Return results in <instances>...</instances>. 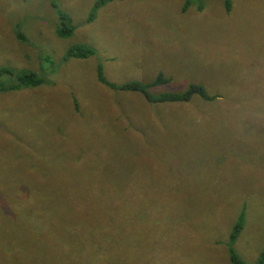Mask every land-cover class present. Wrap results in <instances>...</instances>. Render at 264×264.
<instances>
[{"label":"rangeland","instance_id":"obj_1","mask_svg":"<svg viewBox=\"0 0 264 264\" xmlns=\"http://www.w3.org/2000/svg\"><path fill=\"white\" fill-rule=\"evenodd\" d=\"M57 1L72 36L51 0H0V69L49 80L0 92V253L26 238L2 264H232L231 249L256 262L264 117L245 104L264 112V0H113L89 22L96 0ZM76 43L96 54L65 60ZM99 64L117 85L162 75L153 95L202 84L216 98L151 102L101 83ZM95 149L102 163L68 170Z\"/></svg>","mask_w":264,"mask_h":264},{"label":"trees","instance_id":"obj_2","mask_svg":"<svg viewBox=\"0 0 264 264\" xmlns=\"http://www.w3.org/2000/svg\"><path fill=\"white\" fill-rule=\"evenodd\" d=\"M110 1L113 0H96V2L94 3L92 9H90L89 13H88V22L93 20L95 17V13L96 11L105 6L106 4H108ZM52 4H54L55 8L57 9V7L59 6V3L57 0H51ZM227 5L229 7V1H227ZM56 13H58V17L60 19V22L57 24L55 32L56 34L61 37V38H66L69 36H72L74 33V30L76 29V27H78V24H74L73 23V19L70 15V13L68 11H64L62 9H57ZM19 37H24V34L21 32L18 33ZM96 54V49L94 47H92L91 45L87 44V43H76L74 45H71L67 52L64 55V59L68 60L70 58H80V59H87L93 55ZM55 71V68L53 69V72ZM98 80L105 84L106 86L112 87V88H118L121 90H125V91H132V92H139L142 93L146 96V98L151 101V102H169V103H174V102H186L188 100H190L194 95H198L201 96L204 99L207 100H212L214 98H216V96H210V94L208 93V91L206 90L205 86L202 84H192L187 90L182 91V92H170V93H162V94H152L150 92V87L153 85H157L160 84L162 82H166L167 78L165 76L160 75L156 80H154L153 82L150 83H146L144 81H140V80H133V81H129V82H125L122 83L120 85H117L115 83L110 82L105 74H104V69H103V65L99 64L98 68ZM2 72H6L7 74L11 75L12 78L14 76V82L10 85H8L7 83H2L0 82V92L2 91H8V90H13V89H20L23 86L24 87H30V86H40L44 83L49 84V80L46 79V77H43L42 75H39V73L31 71V70H20V71H15L13 69H8V68H3L0 69V73ZM36 154L38 155V151L36 152ZM106 154V150L105 149H95L93 151H87V152H73L70 156V161L73 163V165L71 167H68L69 169H72V171L76 170V169H81L82 166L87 165L88 163H85L83 160L84 158H87L88 156H91L94 158V160H90L89 163L94 162L92 165H94L95 163L99 164L102 163V158L104 157V155ZM106 160V157H105ZM98 161V162H97ZM108 163H114L116 160H112L109 159L107 160ZM57 169V168H56ZM71 171V172H72ZM83 175V174H82ZM17 203V202H16ZM245 215V211H242L241 216ZM242 230V222L241 219L236 223L235 228L232 232V239L236 240L238 237V234L240 233V231ZM2 235H5L4 230L1 232ZM26 238H20L17 234L12 233V235H10L9 237L6 236V249L5 251L2 253H0V264L3 263V259L7 258V256L12 255L14 252H12L11 246L14 247V244L17 241L23 240ZM33 242L34 239H31ZM2 241H4V239L2 238ZM2 242H0L1 244ZM37 247V246H36ZM35 248H31L28 251V255L30 257V254L32 252V250ZM40 249V248H39ZM42 250V249H40ZM43 253V258L45 261L49 260V256L48 253L45 250H42ZM230 260L232 262V264H264V250L260 256L259 259L256 260V262L254 263H248L246 261H244L233 249L230 250Z\"/></svg>","mask_w":264,"mask_h":264},{"label":"clouds","instance_id":"obj_3","mask_svg":"<svg viewBox=\"0 0 264 264\" xmlns=\"http://www.w3.org/2000/svg\"><path fill=\"white\" fill-rule=\"evenodd\" d=\"M260 104H261L260 101L253 100V101L246 102L245 107L249 110L250 114L256 116L257 118H261V117H264V112L255 111V108L259 107Z\"/></svg>","mask_w":264,"mask_h":264}]
</instances>
